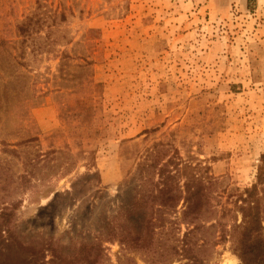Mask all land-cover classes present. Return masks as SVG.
<instances>
[{"label":"rangeland","instance_id":"1","mask_svg":"<svg viewBox=\"0 0 264 264\" xmlns=\"http://www.w3.org/2000/svg\"><path fill=\"white\" fill-rule=\"evenodd\" d=\"M61 11L49 47L20 58L17 26ZM3 42L0 264H184L107 231L140 218L136 164L157 142L213 182L202 264H240L239 196L264 154V0H0ZM181 211L156 245L181 238Z\"/></svg>","mask_w":264,"mask_h":264},{"label":"trees","instance_id":"2","mask_svg":"<svg viewBox=\"0 0 264 264\" xmlns=\"http://www.w3.org/2000/svg\"><path fill=\"white\" fill-rule=\"evenodd\" d=\"M57 15L65 19L64 11L39 17L33 14L27 16L17 26V35L21 38L18 54L20 58L25 56L26 49L33 52L49 47L48 34L43 36L41 34L45 31L51 32L46 22L48 18L54 21ZM4 45L3 42L0 47ZM12 49L15 48L12 46ZM13 59L15 60V57ZM24 142L27 141H22L21 144ZM138 159L140 160L136 164L134 175L136 193L131 200V212L140 218H135V223L131 225L129 212L122 211V218L127 217L129 225L117 228L111 224L107 231L117 233L120 229L121 234L117 238L127 246L150 252L155 244L160 250L165 251V255L170 253L186 259L184 264H202L204 259L201 251H205L207 244L203 230L205 214L209 208L210 185H213L211 178L206 180L205 174H200V166L182 159L177 149L169 143L153 144ZM35 162V159L33 162L27 159L24 164L35 166ZM239 197L242 233L237 240L235 255L240 264H264V154L261 155L257 167L256 181ZM180 202L181 223L186 225L185 232L181 238L178 236L171 241L169 246H166L165 242L156 245L158 233H162L167 226L180 224L170 219L172 214L176 213ZM121 204L127 205L123 202ZM198 233L201 238L194 239ZM91 249L100 254L104 250L102 245L82 244L81 253L88 257ZM167 250L170 252L167 253Z\"/></svg>","mask_w":264,"mask_h":264}]
</instances>
